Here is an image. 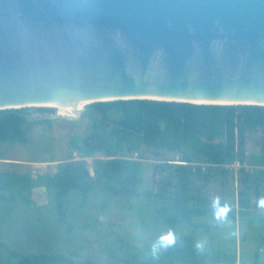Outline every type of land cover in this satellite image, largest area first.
<instances>
[{"label":"water","instance_id":"1","mask_svg":"<svg viewBox=\"0 0 264 264\" xmlns=\"http://www.w3.org/2000/svg\"><path fill=\"white\" fill-rule=\"evenodd\" d=\"M98 96L264 105V0H0V109Z\"/></svg>","mask_w":264,"mask_h":264},{"label":"trees","instance_id":"2","mask_svg":"<svg viewBox=\"0 0 264 264\" xmlns=\"http://www.w3.org/2000/svg\"><path fill=\"white\" fill-rule=\"evenodd\" d=\"M87 108L92 120L91 129L81 139L73 137L71 146L82 158L95 153H101L104 158L94 159L91 166L84 159L57 163L53 174L35 177L29 172L0 171V197L3 200L31 207L29 192L42 178L57 223L70 232L72 226L67 208L74 194L80 196V207L94 190L126 200L152 198L154 223L151 228L141 225V232H152L157 226L164 225L168 227L164 234L170 232L175 241L161 247L158 240L155 254L152 249H147L133 254L134 258L144 259L149 264H236L235 237L231 250L225 251L208 233L209 225L194 220L202 216L228 218L234 231L237 222L234 208L224 205L221 211L214 210L209 198L193 193V183L197 176L206 184L213 170L216 172L219 168L225 173L223 165L238 160L243 166L246 163L250 166V169L243 166L239 169L241 186L237 205L241 209V219L248 227L259 222L254 239L259 247L264 246L261 234L264 231V205L259 203L264 197V105L118 99L92 102ZM28 109H0V143L28 144L29 132L35 125L51 123L49 119H28ZM35 111L53 113L54 109L36 107ZM253 131L262 133L260 150L248 154L247 134ZM138 145L153 149L154 159L158 161L163 160V151L181 154L179 159L171 160L179 161L177 163L166 161L152 165L156 173L163 174L153 181L157 186L155 191H139L143 163L122 154ZM193 162L206 163V171L202 173V167ZM252 194L254 208L246 213L244 210L249 207ZM180 221L187 222L193 231L203 229L208 233V242L201 244L194 232H176L174 228ZM246 239L247 235L243 234L241 241ZM0 248L10 258H15L17 264H92L89 260H74L62 253H20L1 241ZM259 255L256 250L251 264H259Z\"/></svg>","mask_w":264,"mask_h":264},{"label":"rangeland","instance_id":"3","mask_svg":"<svg viewBox=\"0 0 264 264\" xmlns=\"http://www.w3.org/2000/svg\"><path fill=\"white\" fill-rule=\"evenodd\" d=\"M89 104L83 106L85 110L81 114L79 112L82 109L72 116L75 119H52L51 123L42 122L35 125L29 132L28 144L0 143V171L47 175L56 171L54 165L57 163L84 159L91 166L94 159L104 158L101 153L82 158L70 143L73 137L81 139L91 129L92 120L87 108ZM35 108L36 106H30L29 114L38 113ZM48 108H53L54 112L40 113L53 115L56 109L51 106ZM117 116V114L113 115V118L116 119ZM261 139V132H249L246 152L258 153ZM122 154L127 157L131 155L132 159L143 163L140 192L157 189L153 181L163 174L153 170L154 163L179 159L181 156L180 153L163 151L161 157L163 160L158 161L154 159L153 149L143 145H138L132 151H124ZM177 162L179 161H171V163ZM193 163L202 167V173L206 171V163ZM243 167L250 169L247 163ZM224 170L225 173L219 168L216 172L213 170L206 184L201 177L195 176L193 193L205 195L212 205L214 199L218 198L219 204L213 206L216 211H221L224 205L233 207L237 220L235 230L233 231L228 218L202 216L194 220L209 225L208 233L225 251L231 250L235 237L238 253L236 264H251L256 250L260 254L258 263L264 264V246L259 247L258 241L254 239L259 222H253L248 227L242 222L241 209L239 204L237 205L241 173L239 169ZM41 181L43 182L42 178L29 192L33 203L31 207L21 202L13 204L0 197V241L20 253H62L74 260H89L92 264H149L144 259L134 258L133 254L152 249L154 244L157 245L160 235L168 231V227L164 225L157 226L152 232L142 233L140 230L141 225L147 228L153 226L152 198L133 197L126 200L106 191L94 190L84 198L82 207L78 193L71 197L67 210L70 214L69 222L72 230L66 232V229L56 221L54 208L49 203L48 191ZM253 201L252 194L249 207L244 210L246 213L254 208ZM174 230L179 233L194 232L201 244H206L205 242L209 240L208 233L203 229L193 231L184 221H180ZM243 234L247 235L245 242L241 241ZM261 234L264 238V231ZM149 255H152V252ZM0 264H17V261L0 248Z\"/></svg>","mask_w":264,"mask_h":264},{"label":"bare ground","instance_id":"4","mask_svg":"<svg viewBox=\"0 0 264 264\" xmlns=\"http://www.w3.org/2000/svg\"><path fill=\"white\" fill-rule=\"evenodd\" d=\"M150 96V95H147ZM150 98H155V97H150ZM112 99H116L113 96H98V97H94V98H89V99H82V100H74V101H67L66 104H52L50 105L51 107H54L56 109V113L59 116H68V117H72L74 115H76L81 109L83 110V106L87 105L89 103H92L94 101H105V100H112ZM121 99H126V98H121ZM158 99V98H156ZM208 101H202V100H198L195 103H205ZM211 103H219V104H235V103H242L240 101H231V100H223V101H209ZM22 106V105H20ZM82 110L79 112L81 114ZM79 114V115H80ZM74 118V117H72Z\"/></svg>","mask_w":264,"mask_h":264},{"label":"clouds","instance_id":"5","mask_svg":"<svg viewBox=\"0 0 264 264\" xmlns=\"http://www.w3.org/2000/svg\"><path fill=\"white\" fill-rule=\"evenodd\" d=\"M259 203L261 205H264V197H262L259 201ZM219 204V200L218 198L214 199L213 201V206L216 207L217 205ZM225 210H226V206H225ZM160 240V246L163 247V246H167L171 243H174L175 241V237L169 232V233H166V234H162L161 237L159 238ZM201 245L198 243L197 244V247L199 248ZM153 253L155 254L156 250H157V246L154 244L153 245Z\"/></svg>","mask_w":264,"mask_h":264},{"label":"built area","instance_id":"6","mask_svg":"<svg viewBox=\"0 0 264 264\" xmlns=\"http://www.w3.org/2000/svg\"><path fill=\"white\" fill-rule=\"evenodd\" d=\"M243 165L238 161V160H234L231 163H226L223 165V167L225 169H234V170H238L242 167ZM33 177H35V175H32Z\"/></svg>","mask_w":264,"mask_h":264}]
</instances>
